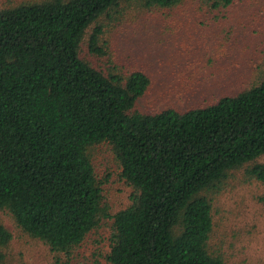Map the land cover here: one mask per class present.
<instances>
[{
	"label": "trees",
	"instance_id": "16d2710c",
	"mask_svg": "<svg viewBox=\"0 0 264 264\" xmlns=\"http://www.w3.org/2000/svg\"><path fill=\"white\" fill-rule=\"evenodd\" d=\"M182 0H33L0 7V211L23 234L69 253L111 219L109 264H229L208 247L212 194L232 170L264 183V79L213 104L134 110L150 79L104 74L80 58L87 28L122 4ZM213 9L233 0H206ZM88 39L98 46L99 25ZM107 143L131 188L111 214L91 148ZM11 233L0 222L1 248ZM19 264H25L20 262Z\"/></svg>",
	"mask_w": 264,
	"mask_h": 264
},
{
	"label": "rangeland",
	"instance_id": "374dc122",
	"mask_svg": "<svg viewBox=\"0 0 264 264\" xmlns=\"http://www.w3.org/2000/svg\"><path fill=\"white\" fill-rule=\"evenodd\" d=\"M24 1L33 0H0V7ZM95 25L101 26V54L88 48ZM79 55L104 74L144 72L150 84L135 111L182 112L207 106L264 79V0H233L219 9L206 0H182L167 9L122 4L87 28ZM90 152L113 214L129 204L131 188L120 178L109 144H97ZM211 198L210 250L229 264H264V183L247 179L241 167L231 171ZM0 222L11 233L1 248L3 264H109L111 219L69 253L53 252L41 240L23 234L4 211Z\"/></svg>",
	"mask_w": 264,
	"mask_h": 264
}]
</instances>
